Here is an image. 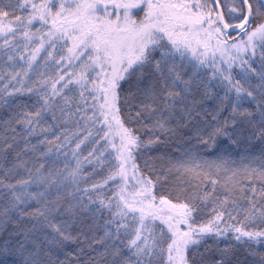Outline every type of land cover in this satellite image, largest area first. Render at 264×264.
Wrapping results in <instances>:
<instances>
[{"label":"snow or ice","instance_id":"obj_1","mask_svg":"<svg viewBox=\"0 0 264 264\" xmlns=\"http://www.w3.org/2000/svg\"><path fill=\"white\" fill-rule=\"evenodd\" d=\"M0 264H264V0H0Z\"/></svg>","mask_w":264,"mask_h":264}]
</instances>
